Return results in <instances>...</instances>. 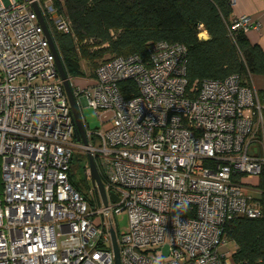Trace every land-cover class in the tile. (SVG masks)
<instances>
[{"label":"built area","instance_id":"obj_1","mask_svg":"<svg viewBox=\"0 0 264 264\" xmlns=\"http://www.w3.org/2000/svg\"><path fill=\"white\" fill-rule=\"evenodd\" d=\"M34 4L49 32L72 34L54 0H0V264H115L111 228L120 264H228L227 224L262 211L258 91L238 74L187 89L186 46L151 42L147 61L108 59L82 88L70 78L78 107L103 124H84V145ZM258 27L230 15V35ZM125 81L136 95L124 96ZM76 151L93 156L107 205L94 187L88 198L70 182ZM124 213L126 232L114 225Z\"/></svg>","mask_w":264,"mask_h":264},{"label":"trees","instance_id":"obj_2","mask_svg":"<svg viewBox=\"0 0 264 264\" xmlns=\"http://www.w3.org/2000/svg\"><path fill=\"white\" fill-rule=\"evenodd\" d=\"M54 1L72 25V34L50 29L70 78L84 76L82 62L93 69L108 59L130 54L147 61V46L161 40L186 46L187 89L204 79H224L231 74H238L247 85L251 75L264 76V51L260 46L251 43L242 31L230 35L232 7L228 0ZM201 30L207 32V38L205 32L200 34L205 39L198 38ZM120 87L126 98L130 93L137 94L131 81L122 82ZM260 96H264V89L258 91L259 100ZM86 165L80 184L74 180L72 163L69 172L70 182L85 197V189L92 187ZM239 178V174L233 176L235 182ZM261 205L259 216H239L227 224L226 235L235 244L231 255L234 264H264V198Z\"/></svg>","mask_w":264,"mask_h":264},{"label":"water","instance_id":"obj_3","mask_svg":"<svg viewBox=\"0 0 264 264\" xmlns=\"http://www.w3.org/2000/svg\"><path fill=\"white\" fill-rule=\"evenodd\" d=\"M33 7H34V10L36 11V13L38 15L39 22H40V24L43 28L44 34H45V36L49 42L50 49H51L52 53L54 54L58 74H59V77L62 81L63 88H64L65 94L67 96L69 105H70V113L72 115L73 123L75 125L76 141L82 142L84 145H87L88 141H87V137H86V129L84 126L83 119L80 115L78 103H77V101L73 95L70 77L67 75V73L64 69V66L62 64V61H61V58H60L59 53L57 51V48L53 42V39H52L51 34L48 30V27H47L42 15L40 14V11H39L37 5L34 4ZM87 164H88V168H89V172H90L89 178H90L91 185H92V187H94L96 189V192L99 194V196L102 200V203L104 205H107L108 204V198H107V193H106V190L104 187V182L102 181V178L98 172L94 158L90 154H87ZM110 197H111L112 201H116V196L113 193L110 194ZM110 233H111L112 242H113L115 264H120L119 249H118V245H117V241H116V235H115V232L112 228L110 229ZM163 251H164V254L167 255V253H168V246L167 245H164Z\"/></svg>","mask_w":264,"mask_h":264},{"label":"rangeland","instance_id":"obj_4","mask_svg":"<svg viewBox=\"0 0 264 264\" xmlns=\"http://www.w3.org/2000/svg\"><path fill=\"white\" fill-rule=\"evenodd\" d=\"M208 35L205 36L207 38ZM97 68L94 67L93 69L87 68L84 62H82V70L84 72V76H81L80 78H95V69ZM73 82V79H71ZM90 92L92 93V88H90ZM92 95V94H91ZM260 103L262 106H264V96H260ZM80 115L83 119L84 124L90 131H96V130H101L103 128V124L101 120L99 119L98 114L96 111L87 106L83 101L80 103ZM87 163V155L85 152L82 151H76L73 155V161H72V172L74 174V180L77 181L79 184L83 182L84 176H85V171L83 172V166ZM244 181L247 182H254L255 177L252 178H245ZM87 192L88 198H91L93 195L88 193L89 189H85ZM114 225L117 226V229L119 231H124L126 232L128 230V218L127 215L124 213L122 215H119L116 217L114 220ZM226 247L230 250L233 247V243L228 242Z\"/></svg>","mask_w":264,"mask_h":264},{"label":"crops","instance_id":"obj_5","mask_svg":"<svg viewBox=\"0 0 264 264\" xmlns=\"http://www.w3.org/2000/svg\"><path fill=\"white\" fill-rule=\"evenodd\" d=\"M232 16L248 15L253 21L259 23L258 29H251L246 32V35L251 43H256L260 46L262 51H264V0H235L232 7ZM207 34L205 30H202ZM73 79V84L79 87H86L93 82L91 78H80L75 77ZM250 85L254 87L257 91L264 89V76L261 75H251ZM233 243V242H231ZM235 251V244L230 249ZM228 264H234L231 256L228 257Z\"/></svg>","mask_w":264,"mask_h":264}]
</instances>
